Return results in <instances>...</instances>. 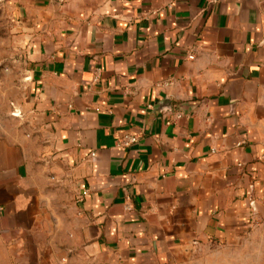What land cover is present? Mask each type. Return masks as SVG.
Listing matches in <instances>:
<instances>
[{
    "label": "crops",
    "instance_id": "0c3cea01",
    "mask_svg": "<svg viewBox=\"0 0 264 264\" xmlns=\"http://www.w3.org/2000/svg\"><path fill=\"white\" fill-rule=\"evenodd\" d=\"M258 219L264 0H0V264H264Z\"/></svg>",
    "mask_w": 264,
    "mask_h": 264
},
{
    "label": "built area",
    "instance_id": "2783aa9c",
    "mask_svg": "<svg viewBox=\"0 0 264 264\" xmlns=\"http://www.w3.org/2000/svg\"><path fill=\"white\" fill-rule=\"evenodd\" d=\"M189 59H192L193 57L192 56H189L188 57ZM136 137H125L124 139L121 140V145L124 146V147H128L132 144H134L136 142ZM83 195H85V192L83 193Z\"/></svg>",
    "mask_w": 264,
    "mask_h": 264
},
{
    "label": "rangeland",
    "instance_id": "374dc122",
    "mask_svg": "<svg viewBox=\"0 0 264 264\" xmlns=\"http://www.w3.org/2000/svg\"><path fill=\"white\" fill-rule=\"evenodd\" d=\"M261 224H264V220L260 221L259 219L258 220H254V227H258L261 225ZM264 250V249H263Z\"/></svg>",
    "mask_w": 264,
    "mask_h": 264
}]
</instances>
